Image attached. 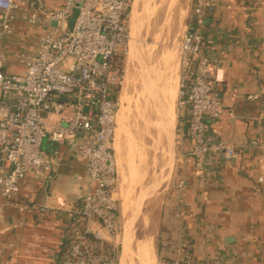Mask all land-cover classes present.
<instances>
[{
	"label": "built area",
	"instance_id": "2783aa9c",
	"mask_svg": "<svg viewBox=\"0 0 264 264\" xmlns=\"http://www.w3.org/2000/svg\"><path fill=\"white\" fill-rule=\"evenodd\" d=\"M132 2L64 0L59 8H46L43 0H0V42L11 35L16 18L30 26L40 24L42 29L37 53L19 58L20 73L2 71L6 54L0 51V198L13 199L29 177L44 189L57 178L59 151H45L44 140L67 147L71 158L83 162L87 178L76 196V212L69 211L65 219L69 234L56 264H115L117 260L120 213L113 141L126 74ZM23 3L28 10L17 17ZM217 8V0H190V15L177 47L176 136L190 142L199 185L216 161L228 164L239 155L235 146L211 135L224 106L216 87L219 80L212 77L215 37L204 26ZM256 122L257 134L247 147L262 149L264 115ZM49 210L39 207L42 213ZM91 220L110 236L108 259L94 261L86 255V236L99 245L104 241L100 231L90 228ZM176 252L173 261L158 258L156 264H194L183 233Z\"/></svg>",
	"mask_w": 264,
	"mask_h": 264
},
{
	"label": "crops",
	"instance_id": "0c3cea01",
	"mask_svg": "<svg viewBox=\"0 0 264 264\" xmlns=\"http://www.w3.org/2000/svg\"><path fill=\"white\" fill-rule=\"evenodd\" d=\"M43 2L46 8H59L64 0ZM217 3L216 12L206 18L204 26L206 33L215 37L211 48L215 64L212 77L219 80L216 87L224 106L211 126V135L235 146L239 155L228 164L216 161L199 185L189 155L190 142L175 137L174 171L156 211V236L147 241L153 264L158 258H176L182 233L194 264H264V146L247 147L257 134L256 119L264 115V0ZM26 10L28 5L23 3L16 16ZM72 23L73 18L68 25ZM12 27L11 35L0 42V51L6 54L2 71L18 74L22 70L19 58L37 53L42 29L40 24L30 26L19 18ZM119 108L113 150L118 176L115 197L121 207L127 204L133 187L126 164L130 160L128 140L124 143L127 137L120 121H127L132 112L129 100L121 101V96ZM175 118L176 129L178 117ZM42 148L47 152L58 149L57 178L44 189L29 177L13 199L0 198V264H56L66 247L69 224L65 219L69 211L76 212V196L84 189L87 178L83 162L71 158L67 147L44 140ZM43 206L50 209L48 213L39 211ZM89 226L100 231L104 241L99 245L86 236V255L94 261L108 259L110 236L96 220H91ZM145 227L142 224L141 229Z\"/></svg>",
	"mask_w": 264,
	"mask_h": 264
},
{
	"label": "rangeland",
	"instance_id": "374dc122",
	"mask_svg": "<svg viewBox=\"0 0 264 264\" xmlns=\"http://www.w3.org/2000/svg\"><path fill=\"white\" fill-rule=\"evenodd\" d=\"M186 2L187 0L136 1V14L132 27L134 34L132 35L133 39L131 38V45L128 46V54L125 61V81L120 94L121 101L123 98L129 100L132 116L128 117L127 121L123 120L121 122L119 120L127 137L124 143L128 140V158L130 160L126 164L130 173V185L133 188L129 191L131 197L125 201L127 204L119 206L120 232L116 245L117 260L115 264H153L151 263L152 258L148 255L147 241L150 240L151 242L153 235L155 234L156 236V211L158 206H160L159 201H161L163 193L168 189L170 177L174 171V163L172 164L169 144L165 135L161 132L157 133L152 129L150 131L148 127L149 124L158 125L160 121L157 119V106L154 107L152 104L150 93L147 90L150 89V83L153 78L150 71L151 59L146 51L148 47H153L154 55L152 59L157 56L161 57L163 61L162 67L168 70L166 72L163 68L166 75L168 76L171 73L170 75L177 76L178 88L177 47L184 32V25L190 15V2L188 3L189 8H186ZM132 6L133 2L131 9ZM130 21L131 14L129 16L128 30H130ZM144 49L145 51H143ZM168 62H172V66ZM167 63L168 65H166ZM176 104L177 97L174 105L175 116L177 117ZM173 128L170 136L171 141L172 138L175 139L176 137L177 127L176 129L175 127ZM136 157L139 159H136ZM140 203L141 208L131 231L130 259L122 263L119 261V248L122 236L121 226L133 208L135 209ZM142 224L146 226V229H141Z\"/></svg>",
	"mask_w": 264,
	"mask_h": 264
},
{
	"label": "bare ground",
	"instance_id": "6f19581e",
	"mask_svg": "<svg viewBox=\"0 0 264 264\" xmlns=\"http://www.w3.org/2000/svg\"><path fill=\"white\" fill-rule=\"evenodd\" d=\"M155 43V42H154ZM152 44V43H151ZM151 46V45H150ZM156 47V46H155ZM145 51V49L143 50ZM142 52V51H141ZM147 54L149 55L150 60V71H151V75L153 80H151L152 82L150 83V91L153 97L152 104L160 107V114L161 115H157V119L160 121V123L157 125H150L149 124V129L150 131L155 130L157 133H163L165 134V136H170L172 129H174V125H175V101H176V97H177V79H176V75H166V73L164 72L162 67V60L160 56L153 58L154 55V49L153 47H148L147 49ZM141 54V53H140ZM145 54V53H144ZM137 55V54H136ZM161 55V54H160ZM138 57V56H137ZM149 62V61H148ZM170 64V66H172V62H168ZM168 63L166 65H168ZM164 64V63H163ZM165 65V66H166ZM164 66V65H163ZM149 68V67H148ZM166 70V68H164ZM176 69V68H175ZM131 71V70H130ZM149 71V70H148ZM168 70H166L167 72ZM175 71V70H174ZM172 72V71H171ZM148 73V72H147ZM150 75V76H151ZM151 79V78H150ZM152 99V98H151ZM150 101V102H151ZM124 104V102L122 103V105ZM126 104V103H125ZM151 104V103H150ZM128 106V105H127ZM126 106V107H127ZM152 106V105H151ZM154 106V107H155ZM125 108L124 105L122 106V109ZM164 108V109H163ZM120 109V108H119ZM152 109V108H151ZM124 113V111H123ZM130 113V111H129ZM139 114V113H138ZM147 115V114H146ZM120 117V116H119ZM124 117H122L123 119ZM147 120V119H146ZM163 121V122H162ZM153 122V121H152ZM151 122V123H152ZM156 122V121H155ZM158 122V121H157ZM148 124V123H147ZM152 129V130H151ZM147 131V130H146ZM149 131V132H150ZM152 139V138H151ZM160 139V137H159ZM165 140V139H164ZM159 141V140H158ZM160 142V141H159ZM164 142V141H163ZM165 143V142H164ZM156 144V143H155ZM154 144V145H155ZM160 147V146H159ZM162 147V146H161ZM162 149V148H161ZM168 150V149H167ZM169 152V151H168ZM163 153V152H162ZM169 154V153H168ZM164 161V160H163ZM169 161V160H168ZM161 176V175H160ZM156 182V181H155ZM157 183V182H156ZM158 188V187H157ZM144 237V236H143ZM152 237V236H151ZM145 243V242H144ZM146 244V243H145ZM151 247V246H150ZM139 248V247H138ZM152 248V247H151ZM142 249V248H141ZM124 251H126V245H124ZM144 251V250H143ZM147 251H148V247H147ZM153 253V252H152ZM142 254V253H141ZM149 255V254H148ZM147 255V256H148ZM154 256V255H153ZM152 256V257H153ZM135 258V257H134ZM149 258V257H148ZM148 260V259H147ZM138 261V260H137ZM127 262V261H126ZM149 263V262H148ZM125 264V263H124Z\"/></svg>",
	"mask_w": 264,
	"mask_h": 264
},
{
	"label": "water",
	"instance_id": "95a60500",
	"mask_svg": "<svg viewBox=\"0 0 264 264\" xmlns=\"http://www.w3.org/2000/svg\"><path fill=\"white\" fill-rule=\"evenodd\" d=\"M136 1L137 0H134L133 1V6H132V9L130 10V14H131V21H130V30H129V38L130 40H128V46L131 45V42H132V35L134 34V32L132 31V27H133V24H134V18H135V14H136ZM54 25V24H52ZM132 38V39H131ZM148 92L150 93V96H151V100H153V97H152V94H151V91L150 89H147ZM12 99H16L15 96H11ZM155 106V105H154ZM156 114L157 115H161L160 114V107H157V111H156ZM163 122V121H162ZM172 134V132H171ZM170 134V136H171ZM165 135V134H164ZM175 135V133H174ZM168 137V136H165L166 137V140H167V143L169 144V150H170V155H171V158H172V164L174 163V160H175V139L172 138V141H171V137ZM140 208H141V203L133 210L130 212V215L128 216V218H126V220L122 223V226H121V229H122V236H121V242H120V248H119V261L124 263L127 259H130V254H131V231H132V228H133V224H134V221L136 219V216L137 214L139 213L140 211ZM124 245H126V251H124Z\"/></svg>",
	"mask_w": 264,
	"mask_h": 264
},
{
	"label": "trees",
	"instance_id": "16d2710c",
	"mask_svg": "<svg viewBox=\"0 0 264 264\" xmlns=\"http://www.w3.org/2000/svg\"><path fill=\"white\" fill-rule=\"evenodd\" d=\"M179 121H180V119H179Z\"/></svg>",
	"mask_w": 264,
	"mask_h": 264
}]
</instances>
